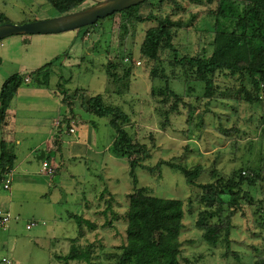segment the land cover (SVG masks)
<instances>
[{
	"label": "rangeland",
	"instance_id": "rangeland-1",
	"mask_svg": "<svg viewBox=\"0 0 264 264\" xmlns=\"http://www.w3.org/2000/svg\"><path fill=\"white\" fill-rule=\"evenodd\" d=\"M105 1L87 0L85 7L90 9ZM181 4L180 8L174 0H164L142 6L140 14L148 20L131 26L129 33L123 36L119 14L100 20L96 27L58 35L14 36L0 42V93L9 78L28 77L14 99L17 135L23 142L19 154L22 157L31 145H39L47 130L56 129L66 142L62 149L61 140H57L60 136H57L55 152L49 155L57 164L54 178L48 176L51 187L30 191L25 185L15 186L13 182L11 190L7 191L17 195L4 198L6 203L14 200L13 207L9 208L11 213L16 217L20 210L23 217L16 233L9 229L0 231V264H59L56 255H66L80 235V228L71 215L84 216L98 226L96 231L87 229L82 241L96 245L98 258L94 264H115V254L127 242L129 195L134 192V184L129 157L115 150L116 131L109 119L95 117L83 107L98 95L106 97L107 104L121 107L130 115L128 131L133 140L147 145L152 153L146 164L151 167L161 164L154 173L139 169L140 187L147 188L149 194L157 198L185 203L184 231L180 235L166 234L183 244L182 264H256L264 257L263 181L256 187L248 183L242 186V206L232 223L231 251L228 252L224 242L217 247L207 244L202 231L196 227L199 213L206 206L202 203L204 192L199 185L214 183L219 176L231 177L233 171L251 173L255 169L264 177V132L261 131L264 102L256 108L255 103L241 100L239 103L208 102L203 97L204 85L201 84L192 96H182L184 101L179 112L165 123L162 113L170 109L174 100L164 106L152 95L154 84L165 87L163 79L153 81V69L159 74L164 70L172 80L177 77V74L172 75L175 68L171 65L175 55L168 49L161 53L162 65L150 62L141 54L147 31L157 26L155 18L182 19L188 26L175 40L180 57H210L214 51L217 4ZM0 14H5L4 21L15 25L59 16L46 0H0ZM49 64L53 66L50 86L40 85L37 74ZM110 65L115 67L119 78L129 76H125V70L131 67L130 87L126 78L122 85L112 83L108 74ZM226 83L228 86L223 90L228 88L233 94L242 87L240 81L227 80ZM245 85L252 90L249 80ZM171 86L183 95V83L173 81ZM50 91L63 104H56L47 96L45 99V92ZM73 115L74 126L71 124ZM254 116L257 125L263 122L260 129L250 123L249 118ZM55 120H59L56 128L53 127ZM88 127L89 138L86 136ZM32 130H37L32 136L34 141L23 137ZM77 139H82L87 146L84 154L88 155L83 158H72L69 152L68 142ZM7 146L19 157L16 144ZM253 146L254 151H251ZM21 157L19 160L23 159ZM164 164L190 170L202 166L204 172L197 186H190L181 171ZM250 196L252 200L247 201ZM110 198H114L113 207L105 215ZM2 208L8 210L4 205ZM28 222H35L37 226L28 230ZM14 225L17 224L14 222ZM5 258L7 262L3 261Z\"/></svg>",
	"mask_w": 264,
	"mask_h": 264
},
{
	"label": "trees",
	"instance_id": "trees-1",
	"mask_svg": "<svg viewBox=\"0 0 264 264\" xmlns=\"http://www.w3.org/2000/svg\"><path fill=\"white\" fill-rule=\"evenodd\" d=\"M48 4L59 14V16L86 10L87 0H46ZM164 0H150L141 5L132 7L126 11L114 14L121 17V35L129 33L131 26L144 23L145 19L140 14V8L149 3L163 2ZM180 3H179V2ZM174 2L181 8L184 2L192 5L203 6L205 4H217L216 11V36L213 54L208 56H185L180 57V52L175 47V40L185 27L186 23L180 19L175 21L171 18H155L157 26L150 28L141 48V54L150 62L163 64L161 53L168 49L175 55V61L171 64L175 69L172 75L175 80L163 70L161 74L153 69L152 79L156 83L159 78L165 81V87L154 84L152 95L157 103L169 106L170 109L162 113L169 122L172 115L179 112L183 97H189L197 92L199 85H204L203 97L208 102L230 100L259 105L264 102V0H178ZM151 17V15H150ZM5 14H0V25L6 24ZM9 23V22H8ZM96 25L92 27H96ZM122 39V38H121ZM122 41V40H121ZM108 74L114 85H122L123 78L131 86L132 69L125 70L127 77L119 78L114 71V66H108ZM175 70H177L175 72ZM180 71V72H178ZM53 75V66L49 64L40 69L37 76L40 85L50 86ZM24 79L15 75L9 78L0 93V125L4 123L11 104L19 92ZM37 78V79H38ZM230 82H241L242 87L235 91L223 90ZM247 80L253 86L252 90L246 88ZM32 81V79H31ZM179 81L184 84V93L180 95L172 89V82ZM27 83V82H26ZM127 88V86H125ZM160 88V89H158ZM122 94L121 90L118 92ZM234 97H231L232 95ZM83 107L88 113L98 118H108L110 125L116 131L115 150L122 156L129 157L131 166L130 176L133 179L134 192L129 195L131 202L128 214L127 242L120 247V252L115 254V264H182L183 244L166 234L180 235L185 229L187 212L183 200L157 198L147 188L140 187L138 176L139 169L155 172L161 164L156 167L148 166L152 153L147 145L134 141L128 131L131 117L121 107L107 104L106 97L98 95L90 98ZM256 108V107H255ZM192 112V111H191ZM181 114V113H179ZM255 116L249 118L250 123L258 129L260 125L254 120ZM264 132V128L261 129ZM241 135H239L240 137ZM255 146L251 148L254 151ZM2 155L0 158V184L13 170L17 157L9 150L6 142L1 144ZM163 164V163H162ZM170 169L179 170L185 176L188 185L197 186L204 169L202 166L190 170L186 167L164 164ZM264 167V166H262ZM216 172V171H215ZM214 173V172H213ZM214 176V174H213ZM246 176V177H245ZM263 181L264 177L258 170L251 173L242 171L233 175L219 176L214 183L199 185L203 190L202 203L206 206L200 211L196 227L202 231L203 240L217 247L222 242L226 243L228 252L231 251V234L234 229L232 223L239 206H242L243 185L252 187ZM107 192V190H105ZM228 197V199H226ZM249 198V197H248ZM114 198L109 200V210L113 207ZM250 196L249 200L251 201ZM76 220L79 228V238L74 240L66 255H56L59 264H94L96 256V245L94 243L83 244L87 229L96 231V223L86 219L84 216L71 215ZM228 257V254H226ZM264 264V257L256 262Z\"/></svg>",
	"mask_w": 264,
	"mask_h": 264
},
{
	"label": "crops",
	"instance_id": "crops-1",
	"mask_svg": "<svg viewBox=\"0 0 264 264\" xmlns=\"http://www.w3.org/2000/svg\"><path fill=\"white\" fill-rule=\"evenodd\" d=\"M45 93H47V94H45V99L47 96V97H50L51 99L55 100L56 104H63L61 102L62 100L60 98H58L57 96H52L51 91L45 92ZM14 99H16V98H14ZM66 113H68V110H66ZM15 117H16V105H15L14 100H13V103L11 104V108L7 113L6 120L4 121V123L2 125H0V158L2 155L1 144L3 142H6V144H16V146L19 147L17 149V153H18L17 155L19 157H21L19 152L22 150V148L20 149V147H22L23 142L21 139H18L17 134H18L19 130H18L17 124L15 122ZM71 117H72V120H71L72 123L71 124H73V126H74L75 115H73ZM68 119L70 120V118H68ZM58 121L59 120H55V122L53 124L54 128H56V123H58ZM33 128H35V127H33ZM36 131L37 130H32L31 132H27V135L23 136V137H27L31 141H34V138L32 136H34V133ZM82 133L84 134V131H82ZM89 135L91 136L90 127H88V129L86 130V136L88 137ZM43 136H44V140L39 145L33 146L34 145L33 144L27 149V151L24 150L22 160H19V157L16 156L15 151L11 150L8 147L9 150L12 151L15 154V156L17 157V161L15 163L13 170L10 172V174H8L6 176L5 181L2 183L3 186L0 187V206H1V208H2V205H4V207H8L6 209H8V211H10L9 208L13 207L14 200L12 202H11V200H9V202L6 203L4 201V198L9 199L10 197H12V195H13V197L17 196L14 193L8 194L7 191H9V190H5L4 185L8 181L10 182V190L12 188L13 182L15 183V186L20 185V184L25 185L28 188V190H30V191H35V190L42 188V187H46V190H47L49 187H51V179H49L48 176H46L42 171V161L44 159L41 160L40 157L42 156V153L46 154L45 158L51 157L49 155L54 154L55 148H56V145H55L56 137L57 136L61 137V135L55 129V130H47V132H45L43 134ZM60 137H58L57 140L58 139L61 140L60 141L61 143H59V144L60 145L62 144V149H63V146L66 144V142H63V137H61V139H60ZM77 140L68 142L69 152L71 153L72 158H83L84 155L87 154L86 152L84 154V149L87 146H86L85 142L82 141V139H77ZM91 141H92V137L89 139V142H87L88 146H89V143ZM59 151L61 152L62 150H60V148H59ZM63 157H64V155H63ZM34 158H36V161H34ZM62 160H63V158H62ZM2 187H3V189H2ZM23 197H25V196H23ZM41 197H43V195ZM16 215L17 216L15 217V220L13 221L11 227L9 228V230L12 231L13 233H16V228L20 227V225H18L19 224L18 222H21L22 217H23V213H22V211L19 210ZM26 220H28V219H26ZM14 222L17 225H14ZM29 225H30V223L28 222L27 223V229H28ZM0 231H2V230H0ZM36 241H38V238L36 239ZM34 245L37 246L38 245L37 242Z\"/></svg>",
	"mask_w": 264,
	"mask_h": 264
},
{
	"label": "water",
	"instance_id": "water-1",
	"mask_svg": "<svg viewBox=\"0 0 264 264\" xmlns=\"http://www.w3.org/2000/svg\"><path fill=\"white\" fill-rule=\"evenodd\" d=\"M150 0H107L95 7L56 18L36 21L33 23L15 25L6 23L0 25V42L14 36L58 35L96 25L116 13L126 11ZM42 153L40 159H45Z\"/></svg>",
	"mask_w": 264,
	"mask_h": 264
},
{
	"label": "built area",
	"instance_id": "built-area-1",
	"mask_svg": "<svg viewBox=\"0 0 264 264\" xmlns=\"http://www.w3.org/2000/svg\"><path fill=\"white\" fill-rule=\"evenodd\" d=\"M74 129L71 130V133H74ZM57 170V164L54 159L50 157L45 158L42 162V171L45 175L49 176L50 178H54ZM5 190H10V182H6L4 185ZM15 220V216L8 210H5L0 207V230H7L11 227L13 221ZM37 226V223H31L28 226V230H31L33 227ZM4 262H7L4 259Z\"/></svg>",
	"mask_w": 264,
	"mask_h": 264
}]
</instances>
